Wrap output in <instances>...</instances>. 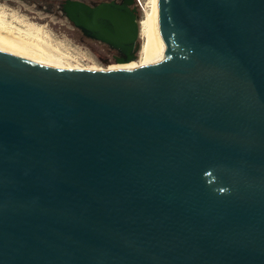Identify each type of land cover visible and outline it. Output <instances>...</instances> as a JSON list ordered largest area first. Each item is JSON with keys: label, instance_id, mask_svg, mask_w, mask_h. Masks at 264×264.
<instances>
[{"label": "water", "instance_id": "95a60500", "mask_svg": "<svg viewBox=\"0 0 264 264\" xmlns=\"http://www.w3.org/2000/svg\"><path fill=\"white\" fill-rule=\"evenodd\" d=\"M62 11L120 50L108 74L0 41V264H264V0Z\"/></svg>", "mask_w": 264, "mask_h": 264}, {"label": "rangeland", "instance_id": "374dc122", "mask_svg": "<svg viewBox=\"0 0 264 264\" xmlns=\"http://www.w3.org/2000/svg\"><path fill=\"white\" fill-rule=\"evenodd\" d=\"M80 1L96 5L105 1L121 2L122 0ZM63 2L64 0H0V9L6 13L10 12L8 16L14 22L18 21L17 18H22L42 26L44 34L48 36L47 40L50 39L49 42L59 51V54H62L60 55L64 57L68 66L81 68L82 71L89 73L121 72L119 60L123 58L122 52L101 40L86 36L65 16L61 8ZM149 2V0H133L132 7L137 8L138 21L144 15V11L149 10ZM143 44L144 41L139 36L132 61L138 69V60L143 54Z\"/></svg>", "mask_w": 264, "mask_h": 264}, {"label": "bare ground", "instance_id": "6f19581e", "mask_svg": "<svg viewBox=\"0 0 264 264\" xmlns=\"http://www.w3.org/2000/svg\"><path fill=\"white\" fill-rule=\"evenodd\" d=\"M149 1V10H145L144 15L139 20V36L144 41L143 54L138 60L139 70L141 72H146L150 68L156 35L159 0ZM9 13L0 9V41L30 62L61 70L85 72L81 68H74L65 63L64 57L61 56L62 54L60 53V55L59 51L49 42L50 39L49 41L47 40L48 36L44 34L42 26L40 27L39 24L36 25L34 22L32 23L22 18V20L17 18L18 21L15 20V23L9 18ZM131 64L133 66L135 65V63ZM131 69H134V67L126 70ZM120 70L121 72L126 71L123 69Z\"/></svg>", "mask_w": 264, "mask_h": 264}, {"label": "flooded vegetation", "instance_id": "af4514ba", "mask_svg": "<svg viewBox=\"0 0 264 264\" xmlns=\"http://www.w3.org/2000/svg\"><path fill=\"white\" fill-rule=\"evenodd\" d=\"M105 2H107V1H105ZM62 8V7H61ZM66 16V15H65Z\"/></svg>", "mask_w": 264, "mask_h": 264}]
</instances>
